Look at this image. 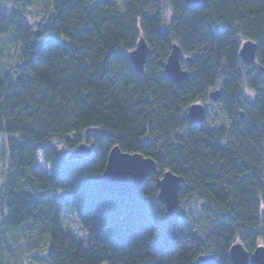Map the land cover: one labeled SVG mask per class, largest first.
I'll list each match as a JSON object with an SVG mask.
<instances>
[{
    "label": "trees",
    "instance_id": "trees-1",
    "mask_svg": "<svg viewBox=\"0 0 264 264\" xmlns=\"http://www.w3.org/2000/svg\"><path fill=\"white\" fill-rule=\"evenodd\" d=\"M29 3L0 0V264H192L209 254L231 264L235 242L248 253L264 245V0L194 10L183 0H41L33 22ZM140 37L148 51L139 74L128 54ZM246 40L256 45L247 64L238 55ZM172 44L188 72L180 83L164 74ZM204 102L218 118L205 111L190 122L188 106ZM81 142L92 148L73 158L92 193L86 207L65 202L52 164ZM114 145L152 154L182 179L174 212L158 213L162 239L135 217L117 227L124 197L103 191L97 175ZM61 208L85 237L66 231Z\"/></svg>",
    "mask_w": 264,
    "mask_h": 264
},
{
    "label": "snow or ice",
    "instance_id": "snow-or-ice-1",
    "mask_svg": "<svg viewBox=\"0 0 264 264\" xmlns=\"http://www.w3.org/2000/svg\"><path fill=\"white\" fill-rule=\"evenodd\" d=\"M174 3H177V0H174ZM197 4L198 0H188L187 7L194 10ZM129 51L135 53L134 49ZM239 55L241 58H247V50L240 52ZM171 70L178 73L181 69L177 65L175 69ZM259 90L264 91V83L259 85ZM248 91L256 92V88H249ZM193 118L197 117L194 115ZM100 135L103 136L104 133L101 132ZM77 147L79 148L80 145ZM120 147V145L113 146L114 154L109 153L111 157L109 166L105 168L104 172L97 173L104 177V181L112 178L119 182L124 200L114 213L116 225L125 228L129 225V221L135 217L150 234L155 233L156 239H162L163 216L158 213L163 212L164 206L170 202L175 191L173 179L175 173L171 169L158 168L152 154L146 155L142 151L121 153ZM88 148L71 155L61 153L59 158L52 161L54 167L63 171L58 183L59 192L65 198V202L78 201L79 205L85 207L88 205L92 193L85 188L87 181L80 176L81 170L73 166V158L86 155ZM93 172L94 169L88 175H92ZM104 181L100 183L103 184ZM245 253L244 249L233 248L234 264H264V245H260L259 250L253 251L251 255Z\"/></svg>",
    "mask_w": 264,
    "mask_h": 264
},
{
    "label": "water",
    "instance_id": "water-1",
    "mask_svg": "<svg viewBox=\"0 0 264 264\" xmlns=\"http://www.w3.org/2000/svg\"><path fill=\"white\" fill-rule=\"evenodd\" d=\"M183 1H184L185 5H187L188 0H183ZM206 3H207V0H198V4H197L196 8L200 7V6H204ZM134 50H135V53L130 51L128 55H129V58L132 62L134 69L136 70V72H138L140 74V73H142L143 66L145 63V59L147 56V51H148L147 45H146V43L142 37H140L137 40ZM245 50H247V53H248L247 58H241V57L240 58L242 59V61L245 64H247V63H249L255 59L256 45L252 41H249V40L243 41L241 46H240V49L238 51V55L240 52L245 51ZM133 57H135V58H133ZM180 58H181V52H180L178 45L172 44L171 49H170V53L167 56L166 62L164 64V74L173 83H180L188 76V72L181 67ZM177 65H179L180 69H181L178 73L171 70V69H175V67ZM219 95H220V90H218V89L212 90L208 93V97L213 101H216L219 98ZM194 115L197 117L196 119L193 118ZM187 117H188L189 121L194 123V124L201 123L205 117V107L203 106V104L193 103L190 106H188ZM79 145H80L79 148L76 147L71 152H69L67 155H71L72 153H78V152H81L82 149L88 148V146L85 143L79 144ZM91 150H92L91 147L88 148L87 154L82 156V157L89 155L91 153ZM120 152L125 153L121 150H120ZM109 153L114 154V148H111ZM109 153L107 155L105 168L109 166V162L111 159ZM127 153H129V152H127ZM82 157L77 156L74 158H82ZM105 168H104L103 172L105 171ZM173 179L175 181V191H174V193L170 199V202L164 206L166 216H170L174 212V210L176 209V207L179 203L178 191H179V186H180V183L182 182V179L177 175H175L173 177ZM101 181H104V177H102V176H100V178L98 180V185L107 194L116 195V196H123V194L120 190L118 181H116L112 178H109V180L104 181L103 184L100 183ZM109 189H111V190H109ZM259 246L260 245L256 246L253 251H258ZM233 248H236L237 250L244 249L242 244L239 242H235L234 244H232V246L229 249V254H228L231 264H234L233 258H232V249ZM252 253H248L246 251L245 254L251 255ZM214 262H215L214 256L209 254V255L199 256L194 262H192V264H214Z\"/></svg>",
    "mask_w": 264,
    "mask_h": 264
},
{
    "label": "rangeland",
    "instance_id": "rangeland-1",
    "mask_svg": "<svg viewBox=\"0 0 264 264\" xmlns=\"http://www.w3.org/2000/svg\"><path fill=\"white\" fill-rule=\"evenodd\" d=\"M115 2H121L122 0H112ZM41 0H30V3L28 5L25 6L24 8V18L26 20H28L29 22H33L35 21L38 17V13H39V9L41 7ZM4 6L9 7V9H13L14 6L7 3V2H3ZM168 10H166V19H168ZM5 44L2 46V50L4 48ZM13 47H8L7 50L4 49L2 52V55L4 57V61L6 60L7 62L10 61L11 59V54L13 52ZM245 96L247 98H251L252 97V93L249 92L248 90L244 91ZM205 106L206 111L209 113L210 112V117L211 118H218V114H217V109H213V107L208 103V102H204L203 104ZM207 121H210V118L207 119ZM71 139H74L73 136L70 137ZM58 148H60V146H58ZM36 167L39 171L41 172H45L48 170V167L42 162V159L40 157V155L37 157V161H36ZM263 173H264V167H263ZM61 224H63L64 228L66 229V231L70 232L71 234L74 235L75 238L80 239L83 236L85 237V233L80 230L78 222L75 218V215L72 213V211L68 208H61ZM40 255V254H39ZM41 261L40 260H36L33 258H28L27 261L24 264H40Z\"/></svg>",
    "mask_w": 264,
    "mask_h": 264
},
{
    "label": "flooded vegetation",
    "instance_id": "flooded-vegetation-1",
    "mask_svg": "<svg viewBox=\"0 0 264 264\" xmlns=\"http://www.w3.org/2000/svg\"><path fill=\"white\" fill-rule=\"evenodd\" d=\"M205 111H206V109H205Z\"/></svg>",
    "mask_w": 264,
    "mask_h": 264
}]
</instances>
